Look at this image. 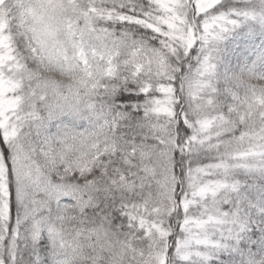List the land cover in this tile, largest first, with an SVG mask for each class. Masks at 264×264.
<instances>
[{
  "label": "snow or ice",
  "instance_id": "1",
  "mask_svg": "<svg viewBox=\"0 0 264 264\" xmlns=\"http://www.w3.org/2000/svg\"><path fill=\"white\" fill-rule=\"evenodd\" d=\"M0 264H264V0H0Z\"/></svg>",
  "mask_w": 264,
  "mask_h": 264
}]
</instances>
